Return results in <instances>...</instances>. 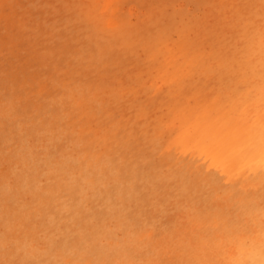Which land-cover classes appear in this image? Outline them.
<instances>
[{"label":"rangeland","instance_id":"rangeland-1","mask_svg":"<svg viewBox=\"0 0 264 264\" xmlns=\"http://www.w3.org/2000/svg\"><path fill=\"white\" fill-rule=\"evenodd\" d=\"M257 234L264 0H0V264H238Z\"/></svg>","mask_w":264,"mask_h":264},{"label":"clouds","instance_id":"clouds-1","mask_svg":"<svg viewBox=\"0 0 264 264\" xmlns=\"http://www.w3.org/2000/svg\"><path fill=\"white\" fill-rule=\"evenodd\" d=\"M238 264H264V252L251 250L246 255H242Z\"/></svg>","mask_w":264,"mask_h":264},{"label":"bare ground","instance_id":"bare-ground-1","mask_svg":"<svg viewBox=\"0 0 264 264\" xmlns=\"http://www.w3.org/2000/svg\"><path fill=\"white\" fill-rule=\"evenodd\" d=\"M256 233H257V231H256ZM258 235V234H257ZM256 236V235H255ZM254 240H255V242H254V246H250V247H248V248H246V249H244V251H239V253H240V255L242 256V255H246L249 251H251V250H259V251H262V247L264 246V239L262 238V236L261 235H258L257 237H255L254 238ZM221 241H222V239H221ZM256 243H259V244H256ZM208 245H210V244H208ZM230 246V245H229ZM253 247V248H252ZM228 248V247H227ZM236 248L235 247H233V248H231V251L232 252H234V250H235ZM206 251V250H205ZM212 251V250H211ZM230 251V250H229ZM230 251V252H231ZM236 251V250H235ZM208 252V251H207ZM206 254V252L204 253V255ZM214 254V253H213ZM233 254V253H232ZM207 255V254H206ZM239 255V254H238ZM240 257V256H239ZM209 259H210V257H209ZM219 259V258H218ZM217 259V260H218ZM237 259H239V258H237ZM236 259V260H237ZM211 260V259H210ZM216 260V259H215ZM220 261V260H219ZM217 262V261H216ZM215 262V263H216ZM223 262V261H222ZM211 263V262H210ZM228 263H229V260H228Z\"/></svg>","mask_w":264,"mask_h":264}]
</instances>
